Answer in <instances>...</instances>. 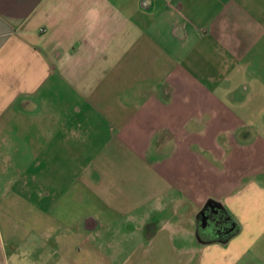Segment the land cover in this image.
I'll list each match as a JSON object with an SVG mask.
<instances>
[{
    "label": "crops",
    "instance_id": "crops-1",
    "mask_svg": "<svg viewBox=\"0 0 264 264\" xmlns=\"http://www.w3.org/2000/svg\"><path fill=\"white\" fill-rule=\"evenodd\" d=\"M263 78L264 0H0V264H264Z\"/></svg>",
    "mask_w": 264,
    "mask_h": 264
},
{
    "label": "rangeland",
    "instance_id": "rangeland-1",
    "mask_svg": "<svg viewBox=\"0 0 264 264\" xmlns=\"http://www.w3.org/2000/svg\"><path fill=\"white\" fill-rule=\"evenodd\" d=\"M261 83L264 85V78L260 80ZM233 96V95H232ZM234 97V96H233ZM257 129V128H256ZM99 147H101V144H96V143H89L86 146L87 151H93V150H98ZM88 155H90L88 153ZM115 156L113 158H106V159H96V158H91L88 156L87 158H83L81 160H72V171H74L77 166L79 165V162L82 163V166L86 165L87 166V172H93L96 170V172L100 171L101 168H98V166L95 165H102L105 170L108 169V175L105 174V176L102 177L103 182H106L108 185H112L114 183V186L117 190H115V202L124 200L123 197H126L127 194H129V191L133 189V186H138L140 183L142 184L144 179L147 178V172L144 171L142 168V164L140 159L133 157L129 154H124V153H115ZM202 156V154H201ZM150 161V160H147ZM106 164L109 166L106 167ZM56 167L57 165V160L55 161ZM62 162H59V167L62 169ZM58 167L56 169L60 170ZM56 183L59 184V178L60 174L56 175ZM110 183V184H109ZM121 189V190H118ZM108 192V191H107ZM106 192V193H107ZM89 197V201H90ZM205 210V209H204ZM161 214H154L153 218L159 217ZM200 222V219H199ZM134 227H139L140 224H133ZM73 229V228H72ZM77 228H75V231ZM73 230L72 232L75 233ZM79 231V230H78ZM113 235L110 237V234L108 235L107 232L102 233L98 238L95 237V239H98L97 242L102 246L104 249L103 255L101 254L98 256V263L99 264H132L134 263V259H129L128 258V251L133 245V239L127 238V233L129 231V225L127 222H119L115 224V227L112 228ZM81 232H84L82 230ZM140 235V234H139ZM74 240V238H72ZM108 241V243H107ZM110 241V242H109ZM138 239H136V242ZM96 242V243H97ZM118 248L119 254L115 256L114 263H112V258L110 256V252L113 250V248ZM100 257V258H99ZM94 260V259H93ZM103 260V261H102ZM95 261V260H94ZM101 262V263H100ZM96 262H94L95 264Z\"/></svg>",
    "mask_w": 264,
    "mask_h": 264
},
{
    "label": "flooded vegetation",
    "instance_id": "flooded-vegetation-1",
    "mask_svg": "<svg viewBox=\"0 0 264 264\" xmlns=\"http://www.w3.org/2000/svg\"><path fill=\"white\" fill-rule=\"evenodd\" d=\"M213 211L211 212L210 211V208L208 209H206L205 210V212H204V214L206 215V221H205V223H202L201 222V217H200V222H199V227H200V229L201 230H203L204 231V229L205 230H209V229H213V227H215V226H213V223L210 221V220H212V219H214V216H213ZM217 217V216H216ZM209 222H211L212 224L211 225H209ZM214 225H216V224H214ZM204 228V229H203Z\"/></svg>",
    "mask_w": 264,
    "mask_h": 264
},
{
    "label": "water",
    "instance_id": "water-1",
    "mask_svg": "<svg viewBox=\"0 0 264 264\" xmlns=\"http://www.w3.org/2000/svg\"><path fill=\"white\" fill-rule=\"evenodd\" d=\"M200 215L202 216V217H201V222H202V223H205V221H206V215L204 214V209L201 210Z\"/></svg>",
    "mask_w": 264,
    "mask_h": 264
}]
</instances>
